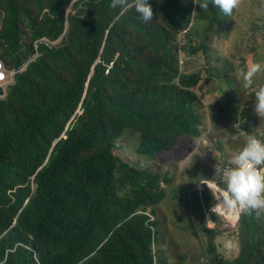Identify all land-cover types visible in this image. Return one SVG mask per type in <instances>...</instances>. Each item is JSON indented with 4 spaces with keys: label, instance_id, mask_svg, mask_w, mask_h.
Here are the masks:
<instances>
[{
    "label": "trees",
    "instance_id": "16d2710c",
    "mask_svg": "<svg viewBox=\"0 0 264 264\" xmlns=\"http://www.w3.org/2000/svg\"><path fill=\"white\" fill-rule=\"evenodd\" d=\"M71 1L0 0V58L16 72L0 99V235L17 216L0 239V258L31 236L38 263L17 248L6 264H153L157 221L144 212L165 198L162 179L114 151L124 132L138 135L135 152L150 159L198 132L203 116L193 89L201 76L179 73L177 36L193 15L219 31L220 13L195 0H148L154 16L145 23L134 7L78 0L73 7L83 15L65 19ZM63 33L58 45L44 41ZM190 42V56L206 54L204 43ZM116 171L130 187L127 199L118 195ZM191 198L195 212L212 215L208 192L202 202ZM262 218L241 214L230 233L241 247L232 260L217 253L218 226L191 232L205 237L210 264H264ZM211 221L219 223L214 215ZM156 255L164 264L165 253Z\"/></svg>",
    "mask_w": 264,
    "mask_h": 264
},
{
    "label": "rangeland",
    "instance_id": "374dc122",
    "mask_svg": "<svg viewBox=\"0 0 264 264\" xmlns=\"http://www.w3.org/2000/svg\"><path fill=\"white\" fill-rule=\"evenodd\" d=\"M77 1L70 2L65 19L73 14L83 15L73 7ZM215 11L220 13L222 22L219 31L216 25L210 30L206 29L207 23L196 21L193 15L190 29L177 36L180 46L179 65L177 64L179 73L198 71L201 76L199 86L193 89L199 97V102L195 105L196 110L203 116L201 135L190 139V142L179 138L176 150L160 152L149 159L135 152L138 135L124 132L118 140L120 148L114 151L115 155L131 166L147 169L165 180V183L160 181V186L167 192L165 198L152 207L153 211L148 208L145 212L158 218L157 242L152 245V249L165 253L164 264H210L211 256L203 246L205 237H194L191 232L192 228H198V224L209 227L210 218L205 213L200 215L195 212L197 202L188 196L190 186L195 185V182L190 183L188 187V181L193 180L192 175L197 172L198 178L209 176V179H213L215 175L218 178L216 167L228 164L232 155L243 146L245 140L241 138L222 142L225 137L233 136L229 128L232 122L241 120L245 126L251 127L255 134L264 136V118L254 111L255 91L259 85H264V75L258 76L251 88H244L242 80L238 77L241 68L264 60V24L261 21L264 15V0H240L231 16H225L217 7ZM65 33L53 44H60ZM189 42L195 48L204 43L206 54L199 51L189 56ZM232 110L233 114L230 113ZM197 133L193 137H196ZM237 135L244 137L238 132ZM194 156L203 157L195 159ZM115 180L118 195L127 199L130 187L118 171L115 172ZM218 210L224 217H229L228 209L221 204L218 205ZM236 220L221 218L218 224L214 223L223 233L216 238V243L217 253L224 260H232L241 249L239 239L230 234Z\"/></svg>",
    "mask_w": 264,
    "mask_h": 264
},
{
    "label": "clouds",
    "instance_id": "9594fccd",
    "mask_svg": "<svg viewBox=\"0 0 264 264\" xmlns=\"http://www.w3.org/2000/svg\"><path fill=\"white\" fill-rule=\"evenodd\" d=\"M195 4H198L201 9H207L209 4H212L219 8L225 16H231L234 9H236L240 4V0H195ZM116 5L134 7L135 11L140 15L142 21L145 23L153 20L154 13L148 0H132L131 5L128 4V0H113V6ZM261 21L264 24V15L262 16ZM44 41L50 47L55 46L53 44L55 41L49 42L46 39H44ZM25 66L26 64H24L19 71L24 69ZM15 73V70L7 69L0 58V99L4 98L7 88L13 84ZM260 75H264V60L252 62L238 71V77L242 80V86L244 88H251L256 83L257 77ZM254 111L259 117L264 118V85H259L255 91ZM230 113L233 114V110L230 111ZM202 123L203 119L201 124L198 126V135L196 137L182 136L180 139L188 140V142H190V139L198 138L201 135L200 131L203 127ZM245 125L246 124H244L241 120L232 122L231 125H229L231 135L233 136L225 137L222 142L226 143L229 139L236 141L240 138L245 140V142L243 146L232 155L228 164H224L220 168L216 167V174H218V178L216 175L213 179H209V176L198 178L197 174L199 172H197L196 175H192L194 181L192 179L191 181H188V187L190 183L195 182V185L190 186V190L188 191L189 198H191V195H196L199 198V201H201L202 194L208 192L213 199L212 215L216 216L218 219L224 218L225 220L228 219V221H231L233 218L224 217L218 212L217 205L219 198V204L226 209H237L236 217L234 218L237 219L234 229L236 228L237 222L242 213L251 214L252 212H256L257 218L260 216L264 217V136L262 134H255L253 130L252 134H248L244 129ZM237 132L244 137H239ZM178 140L179 138L177 141ZM176 146L177 142L174 148L168 152H171L174 149L176 150ZM199 157L203 156H194L193 158L198 159ZM201 168L205 169L204 167ZM162 182L165 183V180L162 179ZM28 200L29 198L24 201L22 208L17 214H19L27 205ZM145 212L144 214L148 217V222L157 221L158 225V218L156 219L153 214L149 215ZM207 215L210 218L208 220L209 227H206L205 224L203 225L208 229L215 228L214 222L211 221L212 215ZM262 221L264 222L263 219ZM16 223L17 216L13 218L10 227L0 235V239L4 236V234H7L16 225ZM151 229L153 234L156 235L157 227H151ZM262 238V235L256 234V240H262ZM28 240V243L17 242L11 248H6L0 258V264H6L8 256L14 254L17 248H22L32 254L33 261L38 263V253L36 252L38 247H33V238L31 236H28ZM155 243L156 242L151 244L153 264H161L157 259L156 252L152 249V245Z\"/></svg>",
    "mask_w": 264,
    "mask_h": 264
},
{
    "label": "bare ground",
    "instance_id": "6f19581e",
    "mask_svg": "<svg viewBox=\"0 0 264 264\" xmlns=\"http://www.w3.org/2000/svg\"><path fill=\"white\" fill-rule=\"evenodd\" d=\"M212 187V186H211ZM219 205V204H218ZM217 205V206H218ZM236 213H237V209H228V211H227V214H228V216L229 217H233V218H235L236 217ZM221 214V213H220Z\"/></svg>",
    "mask_w": 264,
    "mask_h": 264
},
{
    "label": "crops",
    "instance_id": "0c3cea01",
    "mask_svg": "<svg viewBox=\"0 0 264 264\" xmlns=\"http://www.w3.org/2000/svg\"><path fill=\"white\" fill-rule=\"evenodd\" d=\"M218 210V209H217ZM219 213H221L219 210H218Z\"/></svg>",
    "mask_w": 264,
    "mask_h": 264
},
{
    "label": "water",
    "instance_id": "95a60500",
    "mask_svg": "<svg viewBox=\"0 0 264 264\" xmlns=\"http://www.w3.org/2000/svg\"><path fill=\"white\" fill-rule=\"evenodd\" d=\"M0 94H1V91H0Z\"/></svg>",
    "mask_w": 264,
    "mask_h": 264
}]
</instances>
